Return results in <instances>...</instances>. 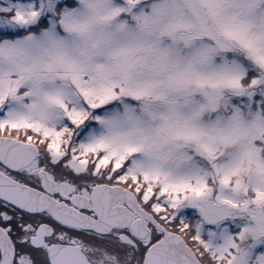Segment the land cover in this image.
I'll list each match as a JSON object with an SVG mask.
<instances>
[{
  "label": "snow or ice",
  "instance_id": "6c2138e0",
  "mask_svg": "<svg viewBox=\"0 0 264 264\" xmlns=\"http://www.w3.org/2000/svg\"><path fill=\"white\" fill-rule=\"evenodd\" d=\"M0 264H264V0H0Z\"/></svg>",
  "mask_w": 264,
  "mask_h": 264
}]
</instances>
